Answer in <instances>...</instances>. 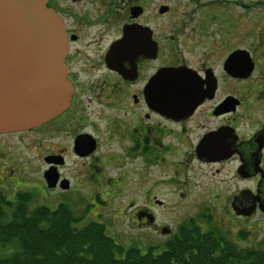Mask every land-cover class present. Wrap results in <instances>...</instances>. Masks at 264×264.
<instances>
[{
  "label": "flooded vegetation",
  "instance_id": "flooded-vegetation-1",
  "mask_svg": "<svg viewBox=\"0 0 264 264\" xmlns=\"http://www.w3.org/2000/svg\"><path fill=\"white\" fill-rule=\"evenodd\" d=\"M204 1L46 0L65 31L71 98L41 126L0 134L12 194L0 191L145 253L186 225L264 250V1L217 15ZM19 145L42 162L36 186L6 173Z\"/></svg>",
  "mask_w": 264,
  "mask_h": 264
},
{
  "label": "trees",
  "instance_id": "trees-1",
  "mask_svg": "<svg viewBox=\"0 0 264 264\" xmlns=\"http://www.w3.org/2000/svg\"><path fill=\"white\" fill-rule=\"evenodd\" d=\"M66 208L35 205L25 193L0 191V264H264L263 249H238L186 225L161 253H144L110 236L104 225Z\"/></svg>",
  "mask_w": 264,
  "mask_h": 264
},
{
  "label": "water",
  "instance_id": "water-1",
  "mask_svg": "<svg viewBox=\"0 0 264 264\" xmlns=\"http://www.w3.org/2000/svg\"><path fill=\"white\" fill-rule=\"evenodd\" d=\"M66 53L63 25L46 0H0V134L41 126L66 109Z\"/></svg>",
  "mask_w": 264,
  "mask_h": 264
},
{
  "label": "rangeland",
  "instance_id": "rangeland-1",
  "mask_svg": "<svg viewBox=\"0 0 264 264\" xmlns=\"http://www.w3.org/2000/svg\"><path fill=\"white\" fill-rule=\"evenodd\" d=\"M233 1H238V2H254L255 0H206L204 1V5L206 4V2H212L211 8L208 10L209 12L217 15L220 10L223 9H228L229 4ZM257 1H264V0H257ZM204 13V11H201ZM217 20L215 21V23H217ZM14 150L19 153L20 155L18 156V160H17V164L16 165H10V167L8 168L9 170L6 171V173L10 170L14 169V173H18L19 172V180L21 181V185L23 186L24 184H28L30 186H36L38 185V182L41 181L42 179V162L39 158H37V156L32 155L30 153H28L27 148L23 145H19L17 147L14 148ZM15 177V176H14ZM16 178V177H15ZM1 181V179H0ZM5 181L0 182V188L3 190H6V192L11 195L12 191L11 189H6L5 188ZM34 202V201H33ZM36 203L35 205H38V201L34 202ZM125 221L119 223L118 229L120 231H122V233H126V226H125ZM87 222H82L80 223L78 226L83 227L84 225H86ZM134 238V237H133ZM144 249V248H142ZM164 249L160 248L156 250V253H161ZM143 252H146V249L143 250Z\"/></svg>",
  "mask_w": 264,
  "mask_h": 264
}]
</instances>
